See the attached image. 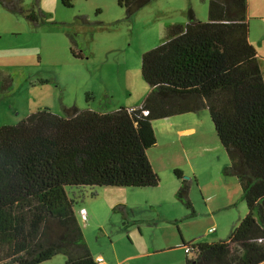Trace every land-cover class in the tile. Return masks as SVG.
<instances>
[{
	"label": "trees",
	"instance_id": "obj_1",
	"mask_svg": "<svg viewBox=\"0 0 264 264\" xmlns=\"http://www.w3.org/2000/svg\"><path fill=\"white\" fill-rule=\"evenodd\" d=\"M152 1L118 4L131 17ZM0 4L24 11L22 0ZM208 10L201 21L190 7L186 23L169 25L161 44L142 54L150 91L139 106L62 105V114L45 107L0 126V264H40L59 253L63 264H98L77 198L101 186H157L147 155L157 144L153 121L202 109L229 157L223 173L238 179L248 212L226 240L181 235L184 264H264V77L249 37L248 0H210ZM26 15L35 19L34 11ZM174 174L176 198L194 216L191 179Z\"/></svg>",
	"mask_w": 264,
	"mask_h": 264
},
{
	"label": "rangeland",
	"instance_id": "obj_2",
	"mask_svg": "<svg viewBox=\"0 0 264 264\" xmlns=\"http://www.w3.org/2000/svg\"><path fill=\"white\" fill-rule=\"evenodd\" d=\"M209 1L153 0L131 17L118 0H70L71 6L62 0H22L24 11L0 4V126L45 107L62 114V105L98 110L105 103L108 111L139 106L150 91L142 54L161 44L169 25L186 23L190 7L208 21ZM30 11L35 19L27 17ZM248 16L264 77V0H248ZM198 112L204 116L198 138L176 133L168 138L157 127L168 152L171 140L177 163L158 173L157 186H101L95 195L85 191L77 198L76 216L95 257L106 264H184L181 235L187 241L226 240L247 214L238 179L223 173L229 157L209 111ZM175 169L191 179L194 216H187L190 210L176 198L177 190H170L178 180ZM65 259L59 253L40 264Z\"/></svg>",
	"mask_w": 264,
	"mask_h": 264
},
{
	"label": "crops",
	"instance_id": "obj_3",
	"mask_svg": "<svg viewBox=\"0 0 264 264\" xmlns=\"http://www.w3.org/2000/svg\"><path fill=\"white\" fill-rule=\"evenodd\" d=\"M202 117L199 116V112L186 113V114H178V115L162 118V121L157 122V123L153 122V127L157 135V144L148 149L147 155H148L149 160L151 161V164L154 170L157 173L159 174H161V172L167 173L168 170L171 171L177 166L176 161L173 160L174 156L176 155H175V152H173L175 151V149L172 150L171 143H170L171 140L169 141V151L170 152H168V150L166 149L167 144H164V146H161L160 144L161 142L159 141V138H158L157 127L159 128V130L164 132L168 138L170 137L168 133L170 135H172L173 133H176L181 138L184 136L191 137L194 135H196V138H198L199 135L204 132V129L199 128V123L202 120ZM169 157L171 159H169ZM177 182L178 180H174V184L171 185V189H170L171 191L174 190L175 192L177 190V188L179 187ZM211 228L212 227L209 228V231Z\"/></svg>",
	"mask_w": 264,
	"mask_h": 264
},
{
	"label": "built area",
	"instance_id": "obj_4",
	"mask_svg": "<svg viewBox=\"0 0 264 264\" xmlns=\"http://www.w3.org/2000/svg\"><path fill=\"white\" fill-rule=\"evenodd\" d=\"M80 212L84 213V216H85V210L83 208L80 209ZM210 231H213V229L211 228ZM97 261H98V264H106L102 256L97 257Z\"/></svg>",
	"mask_w": 264,
	"mask_h": 264
}]
</instances>
